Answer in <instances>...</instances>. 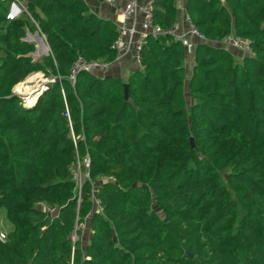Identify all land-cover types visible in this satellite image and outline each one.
I'll return each mask as SVG.
<instances>
[{"label": "trees", "instance_id": "obj_1", "mask_svg": "<svg viewBox=\"0 0 264 264\" xmlns=\"http://www.w3.org/2000/svg\"><path fill=\"white\" fill-rule=\"evenodd\" d=\"M4 1L0 213L12 227L0 241V264H264V0L186 5L208 40L235 33L253 56L237 60L199 43L188 76L182 44L150 36L140 68L126 79L81 72L73 85L78 56L115 59L116 23L86 0H18L26 11L13 19ZM153 7L156 23L177 20L176 0ZM27 29L49 46L41 62L30 55L36 47L25 41ZM46 68L54 84L23 103L14 87ZM86 153L91 180L78 199L70 166ZM101 176L115 180L95 193Z\"/></svg>", "mask_w": 264, "mask_h": 264}, {"label": "built area", "instance_id": "obj_2", "mask_svg": "<svg viewBox=\"0 0 264 264\" xmlns=\"http://www.w3.org/2000/svg\"><path fill=\"white\" fill-rule=\"evenodd\" d=\"M109 5H116L117 0H103ZM153 0L147 4H142L139 0H127L124 7L118 11L117 37L113 43V48L116 52V57L113 61L106 62L102 60H87L82 56H78L72 64L69 81L73 85L79 73L87 72L94 75L103 76L109 72L113 63H122L129 57H133L140 64L141 53L143 48L147 45L150 36L157 37H171L178 40L184 47L187 54L194 53L199 43H211L228 49L229 51H239L244 56H253L254 51L250 42L235 33L226 35L220 41H210L205 35L198 30L196 25L191 21L188 14H184L182 19L176 20L171 26L164 27L154 20ZM55 82V81H54ZM48 87L42 86L39 90H35V96L32 97L33 92H28L21 101L25 104L33 103L36 98ZM73 134V133H72ZM74 137V134H73ZM91 165L90 156L87 154L83 158L77 157L76 162L70 166V173L72 174L74 183L79 181L81 171L86 172V179L91 180L89 168ZM101 182L115 179L112 177L101 176ZM93 184V183H92ZM82 185L79 187L77 198L80 199ZM94 187V186H93ZM97 189L93 188L96 193ZM93 200L96 207L102 210L96 194H93ZM37 207L48 212L50 215H55L58 209L39 202ZM7 239V233L0 230V241Z\"/></svg>", "mask_w": 264, "mask_h": 264}, {"label": "rangeland", "instance_id": "obj_3", "mask_svg": "<svg viewBox=\"0 0 264 264\" xmlns=\"http://www.w3.org/2000/svg\"><path fill=\"white\" fill-rule=\"evenodd\" d=\"M3 9L9 14L10 12V1H4L2 3ZM18 8L22 9V14H18V16L23 15V13L26 11L24 7H20L18 5ZM25 41L29 43L35 44V51L31 54V57L34 61H42L43 58L49 54V46L47 45L45 38L40 35L38 32H31L27 29V34L25 37ZM45 46V49L39 44L41 42ZM135 65H138V61L134 59L133 57H129L126 60H124L122 63H113V65L110 67L109 72L106 75H114V76H121L122 78L126 79L131 72L135 70ZM47 73L44 71H38L35 73L30 74L24 81H22L20 84L14 87V93L22 99V97H25L28 92H33L32 97L35 96V90H39L42 86L50 87L54 84V81L56 80L55 75L51 72V69H47ZM186 97L189 104H191L194 100L192 97H190L188 90H186ZM74 132L71 131V137L75 141L77 140V137L74 134ZM81 139L84 138V135L80 136ZM193 138V137H191ZM190 138V139H191ZM194 139V138H193ZM88 153H86L87 155ZM89 155V154H88ZM86 179V172L83 170L81 171V175L79 177V181H75V187L74 192L75 194H78L79 192V186L82 185L85 182ZM93 186L95 187V190L98 188V184L101 183L100 179H97V181H93ZM11 223L7 220L5 216V210H2L0 213V230L3 232L8 233L11 230ZM80 229L82 230V241L83 245H86L88 242L91 232L89 228V221L85 222L80 226ZM77 237L76 235H73V239L75 240Z\"/></svg>", "mask_w": 264, "mask_h": 264}, {"label": "crops", "instance_id": "obj_4", "mask_svg": "<svg viewBox=\"0 0 264 264\" xmlns=\"http://www.w3.org/2000/svg\"><path fill=\"white\" fill-rule=\"evenodd\" d=\"M5 1H10V12H9V14L7 13L8 16L11 19L20 17V16H18V14H22V9L18 8V5L20 7H24V5L18 0H5ZM86 1H87V4H88L91 12L95 13L97 16H99L101 18L109 19V20L116 22L117 17H118V11H120L124 7L127 0H117L116 5H109L108 3H106L103 0H99V1L86 0ZM139 1L142 4H147V3L151 2V0H139ZM188 1L189 0H176V8H177V13H178L177 14V20L182 19L183 15L187 14L186 5H187ZM153 2H154V0H153ZM41 46L45 49L44 45H41ZM231 53L235 56V58L237 60L241 59L244 56L239 51H231ZM194 64H195L194 53H192V54L186 53V59H185L184 65L186 67L188 76L190 75V73L194 67ZM134 68H135V70L139 69L140 64L138 63V65H135ZM186 82L188 85V80ZM186 90H188V89H186Z\"/></svg>", "mask_w": 264, "mask_h": 264}, {"label": "water", "instance_id": "obj_5", "mask_svg": "<svg viewBox=\"0 0 264 264\" xmlns=\"http://www.w3.org/2000/svg\"><path fill=\"white\" fill-rule=\"evenodd\" d=\"M124 87H125V97L127 98L128 97V84H125ZM190 141H191L192 147H194V139L191 138ZM188 255H189V257L194 256L192 253H188Z\"/></svg>", "mask_w": 264, "mask_h": 264}, {"label": "bare ground", "instance_id": "obj_6", "mask_svg": "<svg viewBox=\"0 0 264 264\" xmlns=\"http://www.w3.org/2000/svg\"><path fill=\"white\" fill-rule=\"evenodd\" d=\"M40 42H41V41H40ZM40 44H41V45H43V43H42V42H41Z\"/></svg>", "mask_w": 264, "mask_h": 264}]
</instances>
